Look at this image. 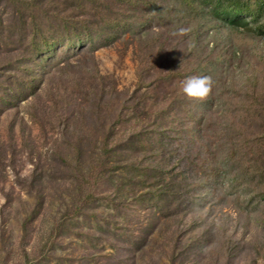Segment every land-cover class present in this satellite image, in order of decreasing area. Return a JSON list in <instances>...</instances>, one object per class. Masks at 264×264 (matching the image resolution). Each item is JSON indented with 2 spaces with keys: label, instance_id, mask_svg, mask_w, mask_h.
Instances as JSON below:
<instances>
[{
  "label": "rangeland",
  "instance_id": "rangeland-1",
  "mask_svg": "<svg viewBox=\"0 0 264 264\" xmlns=\"http://www.w3.org/2000/svg\"><path fill=\"white\" fill-rule=\"evenodd\" d=\"M254 1L0 0V264H264Z\"/></svg>",
  "mask_w": 264,
  "mask_h": 264
},
{
  "label": "clouds",
  "instance_id": "clouds-1",
  "mask_svg": "<svg viewBox=\"0 0 264 264\" xmlns=\"http://www.w3.org/2000/svg\"><path fill=\"white\" fill-rule=\"evenodd\" d=\"M186 31V29H180ZM211 87V78L207 75L188 76L183 81L182 91L188 97H204Z\"/></svg>",
  "mask_w": 264,
  "mask_h": 264
},
{
  "label": "trees",
  "instance_id": "trees-1",
  "mask_svg": "<svg viewBox=\"0 0 264 264\" xmlns=\"http://www.w3.org/2000/svg\"><path fill=\"white\" fill-rule=\"evenodd\" d=\"M250 6L254 8H251ZM251 9L255 12L254 15L258 16L259 13H262L264 10V0H255L254 2L247 4L240 3V5L235 8L222 9L219 15L228 16L230 23L233 25L243 20L244 16H247Z\"/></svg>",
  "mask_w": 264,
  "mask_h": 264
}]
</instances>
